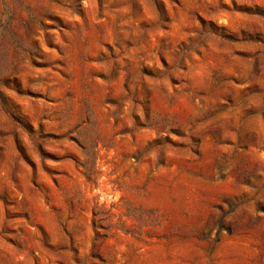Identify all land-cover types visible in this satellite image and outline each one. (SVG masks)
Returning a JSON list of instances; mask_svg holds the SVG:
<instances>
[{
  "label": "rangeland",
  "instance_id": "rangeland-1",
  "mask_svg": "<svg viewBox=\"0 0 264 264\" xmlns=\"http://www.w3.org/2000/svg\"><path fill=\"white\" fill-rule=\"evenodd\" d=\"M0 264H264V0H0Z\"/></svg>",
  "mask_w": 264,
  "mask_h": 264
}]
</instances>
